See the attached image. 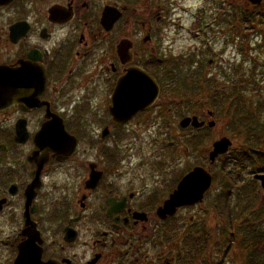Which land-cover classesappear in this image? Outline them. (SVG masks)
<instances>
[{
    "label": "flooded vegetation",
    "instance_id": "af4514ba",
    "mask_svg": "<svg viewBox=\"0 0 264 264\" xmlns=\"http://www.w3.org/2000/svg\"><path fill=\"white\" fill-rule=\"evenodd\" d=\"M175 8L176 0H0V67L12 74L10 105L0 106V264L4 255L15 264L20 247L55 264H227L243 252L257 263L230 241V203L210 202L213 187L196 203L163 210L186 175L210 168L212 145H204L215 127L208 112L172 115L177 91L192 99L178 81L193 58L163 46L188 31L203 43L210 26L197 17L193 34ZM238 10L222 0L215 15ZM236 25L238 13L228 24L234 41ZM130 79L156 97L125 119ZM187 117L202 126L182 128ZM212 168L213 183L221 171ZM210 212L213 221L218 213L214 226Z\"/></svg>",
    "mask_w": 264,
    "mask_h": 264
},
{
    "label": "rangeland",
    "instance_id": "374dc122",
    "mask_svg": "<svg viewBox=\"0 0 264 264\" xmlns=\"http://www.w3.org/2000/svg\"><path fill=\"white\" fill-rule=\"evenodd\" d=\"M222 0H176V8L175 11L177 13V18L179 19L181 25L186 30H192L194 28V33L199 32V29H197V26L194 27V23L197 19V17H205L207 22L210 23V26L208 27L204 38L205 41L201 43V41L197 38H193L190 34V31L187 32L186 37H184L183 33L180 32V38L176 40L175 43H171L172 47L171 49H167V44H164L163 51H168V55L172 56H191L194 55L196 61H201L202 64L209 61V59L213 60V63L208 71V77L214 76L216 77V80L221 82H228V75L231 73L230 67L231 65H236L237 67H240L244 72L246 73L253 65V63L260 64L261 62H264V19L263 22L260 21L262 18L261 16H253V19H250V21L254 22L251 24L250 22H246L243 24L244 20L249 21V17L251 15L248 14H263L264 15V3L259 6L261 8H255L251 6L245 7V1L244 0H233L241 7L245 8V10L249 11V13L245 14L248 15L245 19V15L243 16V12L240 9V11H236V13L231 12L224 15H219V12L217 13V16L215 15L216 10L218 8L219 2ZM203 10L205 12H203ZM203 12V14H202ZM238 13L239 18V28L237 26V37L236 41L233 40V31L234 28H229L228 24L230 21H233L235 18V14ZM228 16V17H227ZM227 17V20L225 18ZM216 18L215 23H211L213 19ZM219 20V21H218ZM225 20V25L223 24V21ZM224 34V38H217V36H221L220 33ZM173 35V33H171ZM232 37V39H231ZM231 39V41H230ZM190 49V52H187ZM202 51L204 53H202ZM202 53V54H201ZM203 55V57L201 56ZM181 71L186 72V68H182ZM259 75V70L256 72ZM180 75V74H177ZM232 85V84H231ZM230 85V86H231ZM182 89H188L189 85L181 87ZM207 90H204L202 93L200 92L199 96H192V99H187L186 97L190 96L187 93H184L183 91H177L174 95L176 96V108L172 110V115H174L176 112L178 114V121L185 116H191L195 114H206V112L210 111L209 106L207 105V99L208 95ZM264 95V84L261 83L260 89L258 91H252L248 90L246 91L247 98L251 97V99L255 102L256 100L260 99V97ZM183 98L184 103L181 105L180 100ZM187 104H192V109L186 108ZM215 122V127L213 129L209 130V139L208 142L204 145L210 148V146L222 139V138H230L231 131L226 128L225 120L223 118L214 116L213 118ZM175 121V120H174ZM229 137V138H228ZM231 140V138H230ZM233 147H235L229 154L223 156V160L226 158H231L238 150V145H244L245 140L240 139L239 141L234 138L232 140ZM239 143V144H238ZM243 156H240L239 158H242ZM224 162L217 161L215 165L212 168V171L217 172L222 168ZM237 164L232 163V167L239 170V166L242 163H245V169H240L241 175L243 176L244 181H250L251 176L250 173V162L241 159L240 161L237 160ZM237 172V170H235ZM216 180L214 181L213 188L211 189V193L209 194V201L212 202L218 196H220L219 193V185L222 184V173L216 174ZM235 176H239V172L235 174ZM254 185H251L247 187L248 190H252ZM233 198L232 201H235L236 198L234 197V194H232ZM258 198L264 200V193L260 190L258 186ZM235 203L232 202L229 204V208L234 206ZM215 209V208H214ZM234 208H231L233 210ZM249 207H243L240 208L238 211H242L243 213L247 211ZM197 209H195L196 212ZM211 210V208H210ZM215 212V211H214ZM219 212V211H216ZM210 225L214 226L216 224L215 221L217 220V214L214 213V221H213V212H210ZM245 215V214H244ZM212 232V231H211ZM241 246H243V243L237 241L235 242ZM264 247V245H263ZM242 248V247H241ZM248 248V247H247ZM236 250L238 251V245L236 246ZM240 250V248H239ZM257 263L256 264H264V250L261 249L260 252L257 250V248L254 249ZM238 253V252H237ZM243 254L245 255V252L242 253V257L232 258L235 260V262H231L232 264H250L247 263L249 260V257H243ZM2 258L1 264H4L7 257ZM227 263V264H231ZM253 264V263H252Z\"/></svg>",
    "mask_w": 264,
    "mask_h": 264
},
{
    "label": "trees",
    "instance_id": "16d2710c",
    "mask_svg": "<svg viewBox=\"0 0 264 264\" xmlns=\"http://www.w3.org/2000/svg\"><path fill=\"white\" fill-rule=\"evenodd\" d=\"M242 12L243 16L249 13L245 8ZM248 15H251L249 21L244 20L243 24L246 22L253 24L254 22L250 19H253L255 15L261 16L260 21L263 22V14L250 13ZM248 15H245V19ZM194 63L195 61L192 59L188 65V77L178 81V88L189 85L194 96H197L200 91L207 90V105L215 116L225 120L226 128L231 131V140L234 138L238 141L245 140L244 145H238L235 155L221 160L224 162L219 170L223 176L222 189L217 199L223 203H237L233 210L223 208L226 213L224 224L229 227V232H234L233 228L237 232L234 239L231 238L230 241L243 243V246L237 243L235 245H238L240 249L244 248L247 253L255 254V248L259 252L261 249L264 250V202L255 207L257 213L254 212V207L246 213L238 211L242 208L240 202H249L244 207L253 206L252 202H258L256 195L251 193L253 189H247L248 186L255 185L256 182L252 178L250 181H244L240 169H245V163L240 164L239 170L232 167V163L237 164V160L245 159L251 163L250 175L264 173V95L255 102L251 97L247 98L246 96V91L249 89L258 91L261 83L264 84V62L253 63L246 73L240 67L231 65L227 83L216 80L214 76L206 79V73L203 72L206 62L200 67V70L193 66ZM258 70L259 75L256 73ZM240 156L243 157L239 158ZM235 170L239 172V176H235L237 173ZM232 194L236 198L235 201H232ZM225 205L223 207L228 206V204Z\"/></svg>",
    "mask_w": 264,
    "mask_h": 264
},
{
    "label": "water",
    "instance_id": "95a60500",
    "mask_svg": "<svg viewBox=\"0 0 264 264\" xmlns=\"http://www.w3.org/2000/svg\"><path fill=\"white\" fill-rule=\"evenodd\" d=\"M248 4L252 6H259L263 0H245ZM132 78V77H131ZM142 80H149L153 85L154 82L147 76L142 75L138 77ZM11 79L12 74L11 71L5 69L4 67H0V106H8L10 105V92H11ZM129 86V102H126L125 111L121 112L124 114L125 119L131 117L134 113L139 110L146 109L151 103L154 101L156 97V91L152 89V86L149 84L143 87H134L135 84L133 79H130ZM148 83V81H147ZM122 88V84L118 87ZM33 100L30 98L28 101ZM209 116H213L212 113H209ZM191 125L194 128H198L202 126V123H198L196 117L192 118H184L180 122V126L182 128H186ZM210 127L214 126V122L209 124ZM41 132L39 133V136ZM231 146V142L227 138H222L212 144L211 151L209 153V161L210 167L215 162L218 156L224 155L229 147ZM210 168L205 170L200 167L194 168L188 175H186L182 181L179 183L177 190L170 196L167 203H165L163 210L164 211H174L176 207L181 205L193 204L200 201L204 195V193L211 186V174L209 173ZM254 179L260 182L262 189L264 190V174H257L254 176ZM35 197V192H33V188L30 186L29 190L26 193V200L32 201ZM39 251L35 253H31L30 248L20 247L18 258L15 264H55L52 262L42 263L39 258Z\"/></svg>",
    "mask_w": 264,
    "mask_h": 264
}]
</instances>
